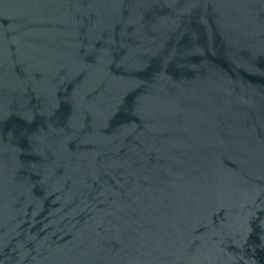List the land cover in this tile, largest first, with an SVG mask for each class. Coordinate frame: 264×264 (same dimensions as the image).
Segmentation results:
<instances>
[{
  "label": "water",
  "instance_id": "water-1",
  "mask_svg": "<svg viewBox=\"0 0 264 264\" xmlns=\"http://www.w3.org/2000/svg\"><path fill=\"white\" fill-rule=\"evenodd\" d=\"M0 264H264V0H0Z\"/></svg>",
  "mask_w": 264,
  "mask_h": 264
}]
</instances>
